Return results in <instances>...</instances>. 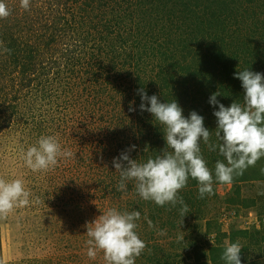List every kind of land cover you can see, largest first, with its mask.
<instances>
[{
	"label": "rangeland",
	"instance_id": "rangeland-1",
	"mask_svg": "<svg viewBox=\"0 0 264 264\" xmlns=\"http://www.w3.org/2000/svg\"><path fill=\"white\" fill-rule=\"evenodd\" d=\"M136 1L134 0L135 4ZM14 2L8 0V3ZM33 2L34 4L30 3L31 9L40 8L42 13L49 12L46 8L50 5L56 12L51 13L48 18H56L57 10L53 7L52 0ZM178 2L186 3L185 0ZM240 2L243 5L239 7V12L245 7L249 9L250 14L253 12L246 22L247 27L251 29L261 22V27H257L261 28L260 34L264 37V0H256L248 6L244 4V0ZM125 5L122 4V8ZM136 5L127 6L121 12L131 16L133 14L138 20L144 16L136 15ZM204 6L210 8L207 0L203 5L196 7V14L209 19V15L202 13ZM189 8L193 9V6ZM115 13L116 10H112L110 17ZM128 20L129 17L123 24H128ZM140 20L149 21L146 17ZM188 24H191L189 30L195 31L194 26L197 23L191 20ZM146 31H143V36L147 37L143 39L144 43L148 42L149 34L152 36ZM79 32L69 33L67 39L73 46L72 50L76 47L73 63L66 65V62H62L58 70L54 69L50 73L49 87H52L54 95L51 96L53 93L50 94L49 90L46 95L41 90H31L30 95L20 104L19 117L9 128L0 132V178L8 181L21 179L26 189L31 192V203L28 206L17 207L6 216H0V264H107L102 251H98L94 259L87 255L90 247L87 243L90 239L87 227H94L92 222L111 208L122 212L136 210L141 213L136 231L146 243V248L135 264H183L185 259L187 263H191L192 259L187 257L193 252L190 244L195 237L194 231L189 229L187 224L175 228L171 222V214L169 216L171 208L152 209L136 191L118 190L119 172L112 166L111 161L100 159L103 148L109 150V146L120 145L124 147L118 152L128 151L130 158L138 162H144L148 156H152V151L144 145L148 136L147 132H144L146 126L142 127L141 123L134 121L133 116H127L129 104L126 96H113L116 92L105 86L102 93L101 87L93 80L94 74L107 72L113 65L119 67V60L120 64L125 62L127 53H123L121 58L119 48H126L124 44L129 40L125 38L116 43L115 40L111 42L106 38L103 42L95 43L98 34L90 27ZM165 36L159 33V40L155 42L168 41ZM182 37H185L183 33H170V48L176 46L171 49L173 52L170 51L177 54L176 58L181 65L189 67L192 71L198 67L200 59L195 57L194 45ZM199 37L198 34L197 38ZM85 38L87 41L83 43ZM256 40L260 42V36ZM258 44L264 51V40ZM105 45H108L107 48ZM111 45L115 49L111 48ZM260 59L263 66L258 72L264 74V57ZM101 66L107 69H101ZM119 69L120 67L117 70ZM112 73L113 71L110 74ZM178 75L182 76L179 72ZM104 82L103 79V84ZM189 89L191 90V87ZM163 90L170 91L169 87L158 88V92ZM111 96L115 100H112ZM130 97L128 96V99ZM133 101L135 105L136 99ZM136 106L138 105L134 106L135 109ZM205 115L210 117L205 127L209 125L215 130V117L211 112H206ZM47 135L55 136L62 149L72 152L73 156L59 158L58 164L46 171L33 172L25 165L22 150L35 144L39 137ZM160 138L163 143V137ZM132 145L136 146L135 149L129 150ZM100 161L104 167L96 166ZM259 170L263 173L261 178H264V158L238 176H255ZM253 184L242 185L241 194L247 199H254L256 203L242 210L224 203V198L231 193V185L216 187L218 198L209 201L206 215L197 233L201 242H213V235L205 236L206 220L214 218L217 226L227 230L230 226L255 227L254 218L264 219V210L259 207L264 203V186ZM152 214L154 218L151 217ZM228 215L229 219L226 217ZM149 220L152 222L151 227ZM193 225L194 222L191 223V226ZM256 226L261 228V222H257ZM160 230L164 231V235L160 234ZM211 230L214 231L215 227Z\"/></svg>",
	"mask_w": 264,
	"mask_h": 264
},
{
	"label": "trees",
	"instance_id": "trees-1",
	"mask_svg": "<svg viewBox=\"0 0 264 264\" xmlns=\"http://www.w3.org/2000/svg\"><path fill=\"white\" fill-rule=\"evenodd\" d=\"M14 1L12 4L5 0L10 15L0 18V41L2 42L0 47V132L9 128L19 117L20 104L30 95L31 90L32 92L34 89L41 90L45 95L49 90L50 94L53 93L51 96L54 95L52 87H49L50 73L54 69L58 70L62 62H66V65L73 63L76 47L72 50V44L67 41L68 35L74 32L80 33L79 31L86 27H90L98 34L95 43L103 42L106 38L111 42L115 40L116 43L125 38L129 40L124 44L127 50L119 48L121 58L123 53H127L125 62L121 64L120 60L117 62L120 69L117 70L119 67L114 65L111 69L101 66V69H107V72L94 74L93 80L101 87L100 92L105 86L116 92L113 96L125 95L128 107L131 100L136 99L135 105H138L136 110H128L127 116H133L134 121L141 123L142 127L146 126L144 132H147L148 136L145 138L144 145L152 151L151 158L167 148L163 136L165 129L152 114L140 111L141 98L138 90L143 89L149 96L157 95L161 102H171L175 99L182 107L185 117L194 110L204 117L206 126L210 117L205 114L206 112L213 114L212 109H214L209 105V96L218 92L220 95L217 99L226 107L233 101L243 104L241 81L235 78L234 74L247 68L258 72L263 66L260 57H264V51L258 44L264 40L263 35L260 34L262 23H256L251 29L247 27L246 22L253 12L250 14L247 7L239 12V7L243 5L240 0H207L210 8L204 6L202 13L209 15V19L201 18L195 11L196 7L203 5L206 0H185L186 3L178 2L181 0H135L137 5L134 0H52V5L57 10L56 18L53 20L48 17L56 11H53L50 5L46 8L49 12L42 13L43 10L36 7L25 10L21 6V0ZM255 1L244 0V4L248 6ZM30 3L34 4L33 0H30ZM122 4H126L124 8L136 5L138 12L136 15L143 14L149 21L140 20L144 17L137 20L133 14L131 16L122 13L124 9ZM192 6L193 9L189 8ZM112 10H116V13L110 17ZM127 17H129L128 24H123ZM191 20L197 23L194 26L195 31L189 30L191 24L187 25ZM143 31L152 34V36L149 34L150 38L145 43L143 39L147 37L143 36ZM159 33L164 36L167 34L165 37L168 41L155 42L159 40ZM170 33L179 35L183 33L185 37L182 38L194 45L195 57L200 59L197 68L191 71L189 67L179 63L176 53H171L175 45L170 48ZM198 34L200 39L197 38ZM259 36L260 42H257L256 38ZM150 40L152 43H149ZM86 41L85 38L83 43ZM105 46L107 48L108 45ZM110 47L114 48L112 45ZM4 48L10 51H4ZM111 71H113L112 74H110ZM178 72L182 76H177ZM164 87H169L170 91L158 92V88ZM128 96L131 97L128 99ZM111 99L115 100L112 96ZM214 124H216V118ZM206 128L212 130L209 125ZM214 131H211L210 137L213 143L217 142ZM161 136L163 143H161ZM109 147V150L107 148L101 150L100 159L112 162L114 157L120 155L121 152L118 151L124 146ZM200 147L207 166L213 170L214 174L216 161L224 160V157L219 154L218 149L210 151L203 142ZM101 165L104 167L102 161L97 162L96 166ZM260 172L259 170L255 176L249 174L246 177L235 176L231 183L214 182L213 193L206 195L203 199L198 195L197 181L189 178L187 186L179 192L184 204L187 205V213L183 217L181 211L183 205L179 203L176 206H157L152 201H146L152 209L171 208L169 216L171 214V222L175 228L187 224L189 229L194 231L195 237L190 244L193 252L187 257L192 259V262L187 263L185 259L183 264H224L221 254L226 244L237 241L243 246L240 253L241 264H253L256 258L263 257L264 226L261 228L230 226L229 229L222 230L213 218L204 221L205 236L213 235V242L205 243L197 238L209 201L218 198L216 187L231 185V193L224 198V203L227 206H234L235 209H248L256 202L254 199L242 196V185L257 183L264 186V178H261L263 173ZM95 182L97 183V180ZM126 186L127 192L136 191L134 181H128ZM259 207L263 211L264 203ZM151 217L154 218V214ZM226 217L229 219L230 215ZM192 222H194L193 226H191ZM212 227H215L214 231L211 230Z\"/></svg>",
	"mask_w": 264,
	"mask_h": 264
},
{
	"label": "clouds",
	"instance_id": "clouds-1",
	"mask_svg": "<svg viewBox=\"0 0 264 264\" xmlns=\"http://www.w3.org/2000/svg\"><path fill=\"white\" fill-rule=\"evenodd\" d=\"M21 6L28 10L30 0H21ZM8 15L10 11L5 0H0V18ZM234 76L241 81L243 104L233 101L226 107L217 99L218 92L209 96L208 102L216 118L215 143L210 140L212 133L205 127L202 115L193 110L185 117L175 99L161 102L157 95L149 96L143 89L138 90L139 109L152 114L164 126L167 148L144 162L131 159L128 151L114 157L112 166L120 174L118 190H125L127 182L134 181L140 198L157 206L179 203L183 205V217L187 205L179 192L187 186L189 178L197 181L198 195L203 199L213 193L214 182L231 183L235 176L243 175L247 168L264 158V74L247 68ZM134 103L130 102L129 111L136 110ZM201 142L210 151L218 149L224 157L216 161L214 174L203 157ZM135 147L132 145L129 150ZM72 156L73 153L63 150L52 135L41 136L35 144L22 150L24 163L33 172L46 171L55 167L59 158ZM30 197L31 192L21 179L0 178V216H6L17 207L28 206ZM140 219L141 213L136 210L122 212L111 208L100 215L92 222L94 227H87L89 258L94 259L97 252L102 251L107 264H135L146 248L136 231ZM148 223L151 227L152 222ZM160 234L164 235V231L160 230ZM242 247L238 241L227 243L221 254L224 264H241Z\"/></svg>",
	"mask_w": 264,
	"mask_h": 264
},
{
	"label": "crops",
	"instance_id": "crops-1",
	"mask_svg": "<svg viewBox=\"0 0 264 264\" xmlns=\"http://www.w3.org/2000/svg\"><path fill=\"white\" fill-rule=\"evenodd\" d=\"M257 218H258V217L254 218V220H253L254 223L256 222V225H257V222L260 221L261 224H262V226H264V219H260V220H259V219H257ZM252 224H253V223H252ZM256 225H255V226H256ZM262 226H261V227H262ZM256 227H257V226H256ZM262 251H263V257H262V258H259V259L256 258V259L253 261V264H264V248H263ZM208 264H210V263H208Z\"/></svg>",
	"mask_w": 264,
	"mask_h": 264
}]
</instances>
